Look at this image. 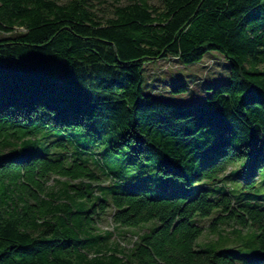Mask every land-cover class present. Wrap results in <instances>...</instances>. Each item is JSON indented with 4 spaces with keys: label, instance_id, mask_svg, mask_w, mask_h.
I'll return each instance as SVG.
<instances>
[{
    "label": "trees",
    "instance_id": "obj_1",
    "mask_svg": "<svg viewBox=\"0 0 264 264\" xmlns=\"http://www.w3.org/2000/svg\"><path fill=\"white\" fill-rule=\"evenodd\" d=\"M158 2L0 0V264H264V0ZM208 51L198 100L145 90Z\"/></svg>",
    "mask_w": 264,
    "mask_h": 264
},
{
    "label": "rangeland",
    "instance_id": "obj_2",
    "mask_svg": "<svg viewBox=\"0 0 264 264\" xmlns=\"http://www.w3.org/2000/svg\"><path fill=\"white\" fill-rule=\"evenodd\" d=\"M96 2V0H93ZM109 3H126L129 0H108ZM149 3L158 5V0H148ZM104 6V5H103ZM101 13V12H100ZM6 35L1 33L0 36ZM228 62L217 51H208L204 54L202 60L198 63L183 65L175 57H168L159 60H149L144 64L143 74L145 76L144 88L151 91L157 97L168 99L173 102H189L198 100V97L203 96L204 86L207 84H214L215 81L228 80ZM174 84H183L186 91L182 93L171 92V87ZM196 98V99H195ZM60 181H55V179ZM62 178L52 177L48 180V194L46 197L52 198L54 203L61 202L64 198L61 195ZM209 218L202 221L207 225ZM98 226L101 230L109 229L113 231L107 245H112L114 242H119L124 247H130L132 242L136 239V228L114 227L108 217H103L99 221ZM140 232V230H139ZM231 238V230L229 227H224L223 233ZM216 236L203 233L199 241H208L215 239ZM229 244H234L229 241Z\"/></svg>",
    "mask_w": 264,
    "mask_h": 264
}]
</instances>
